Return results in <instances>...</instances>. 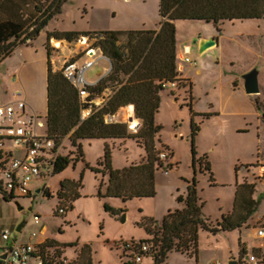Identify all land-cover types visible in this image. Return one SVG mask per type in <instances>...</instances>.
<instances>
[{"label":"rangeland","instance_id":"1","mask_svg":"<svg viewBox=\"0 0 264 264\" xmlns=\"http://www.w3.org/2000/svg\"><path fill=\"white\" fill-rule=\"evenodd\" d=\"M159 3L160 0H64L60 11L48 20L34 45L39 49L46 31H127L139 29L142 22L155 25L160 20ZM176 22L180 31L179 39H186L190 45L189 61L178 58V64L182 66L180 72L194 81V109L197 112L216 110L219 114L209 118L195 115L188 104L190 90L184 81V85L169 86L161 92V105L155 117L156 123L161 125L156 136V147L165 151L166 158L155 172L156 196L125 201L120 197L103 196L108 175L96 173L92 169L99 166L98 161L104 154L106 144L112 149L114 169L140 162L145 158L146 151L136 139H83L81 143L84 159L75 161L77 151L68 136H65L61 140L62 148L59 153L68 156L70 161L64 170L53 174L48 180L47 188L51 191L49 197L38 196L32 201L24 197L10 200L0 195V235L8 229L12 239H18L20 234L16 227L24 221L21 240L37 241L47 238L50 245L58 248L65 263L85 264L84 258L88 256L93 264H120L118 244L121 241L149 239L151 235L147 229L153 226V220L160 223L169 210L184 207V203L178 201V196H186L188 185L193 181L202 201L203 216L213 227L218 226L224 212L232 208L237 180L252 182L260 174L258 167L264 162L257 160L259 155H264V125L259 123L260 115L255 114L253 105L251 107L248 100H240L233 94L230 96L234 98H227L225 91L228 87L225 82H218V66L212 65V61L207 64V68L212 69L211 73L202 70L196 73L201 64L204 66L203 60L214 59L216 56L207 52L200 54L194 40L217 33L216 26L205 20ZM218 26H221L222 34L238 41L239 34L264 33V19L235 22L226 20L218 23ZM262 36L252 39L255 49L263 53ZM85 37L88 40V49L76 47L82 36L74 41L59 39L64 43L61 48L54 47L50 39L53 70L60 71L63 57L77 55V51H81L80 55H83L94 48L100 53V48L95 44L96 37ZM124 39L125 36H121L118 44ZM21 55L22 52L17 49L0 62V83H7L8 80L11 82L10 78L14 75L12 70L20 63ZM251 57L247 53L245 58ZM241 59L244 58L238 57L239 61ZM190 60H196L197 66L188 64ZM263 66L264 55L258 68ZM109 68L110 61L100 55L86 71L87 81L96 83ZM33 69L35 70L34 67ZM33 79L38 91L42 80L36 75ZM214 81L216 88L212 85ZM262 87L264 89V83ZM112 93L113 90L108 88L101 95L92 97V101L101 105ZM226 99H229L228 102ZM210 103L214 104L212 108ZM119 113L120 109L115 113L114 120L125 122ZM41 114H44L43 111ZM136 120L140 122L137 117ZM135 122L128 123L129 130L133 133L138 130L134 128ZM242 129L247 131L243 132ZM207 162L210 170L206 169ZM210 172L214 181L210 180ZM66 179L80 183L79 195L71 201L72 208L66 207L70 201L63 199L59 203L58 199L61 182ZM39 184V181L33 182L31 187L34 189ZM260 199L259 212L264 209V194H261ZM105 204L111 210L105 209ZM29 206L33 207L32 211L28 210ZM61 207H66V213L59 212ZM36 217L39 219L37 223ZM44 227L46 232L42 234L40 231ZM245 230L246 228L240 231L237 228L216 231L200 229L197 255L190 256L173 251L163 260L158 256L154 261L148 258L145 264H213L218 261L228 264L229 259L240 258L239 241L241 235H247Z\"/></svg>","mask_w":264,"mask_h":264},{"label":"trees","instance_id":"2","mask_svg":"<svg viewBox=\"0 0 264 264\" xmlns=\"http://www.w3.org/2000/svg\"><path fill=\"white\" fill-rule=\"evenodd\" d=\"M63 1L0 0V62L17 45L34 38L48 20L60 11ZM159 14L158 29L47 32L46 117L48 130L58 143L68 136L77 151L75 161L84 159L81 143L83 139L134 138L146 151L145 158L140 162L114 169L112 149L108 144L105 145L104 154L98 161L99 166L92 168L96 173L108 174L103 196L120 197L125 201L155 197L157 194L155 172L162 166V160L156 147V136L161 125L156 123L155 115L161 105L164 84L176 82L177 85H184L177 68L176 21L205 20L217 27L218 23L226 20L264 19V0H160ZM80 36H95L96 46L111 63L110 71L88 87V100L101 95L108 88L113 90L103 104L92 102L91 113L84 118L81 117V111L89 103L80 100L77 88L63 76L61 70H53L49 44L51 38L74 41ZM121 36H125V39L118 44ZM129 104L133 105L135 116L141 123L136 133L129 131L127 122H107L105 119L106 115H114ZM69 161L68 156L59 155L54 163V174L64 170ZM195 165L194 157V168ZM206 169L210 170L208 162ZM237 170L238 166L235 167L236 172ZM210 174V180L214 181L213 174ZM79 186V182L63 180L58 193L59 203L63 199L70 201L66 207L72 208L71 201L78 197ZM187 190L186 196H178V201L184 203L183 208L169 210L160 223L153 220V226L147 229L151 236L145 241L158 247L157 256L161 260L173 251L197 255L200 229L216 231L240 228L254 213L258 204L253 198V183L243 181L237 184L231 211L224 213L218 226L213 227L202 214V201L195 181L188 185ZM105 209L111 210V207L105 204ZM84 260L88 264L91 262L88 256Z\"/></svg>","mask_w":264,"mask_h":264},{"label":"built area","instance_id":"3","mask_svg":"<svg viewBox=\"0 0 264 264\" xmlns=\"http://www.w3.org/2000/svg\"><path fill=\"white\" fill-rule=\"evenodd\" d=\"M88 51L83 55L77 51V55L63 57L60 68L63 76L77 88L80 100L89 103L81 111L82 118L91 113L93 102V99L88 100V87L93 83L87 81L86 71L98 57L97 54L90 57ZM185 51L189 53L188 48ZM184 60L189 61V58ZM175 85L176 82H167L164 87ZM6 92L9 100L0 103V195L10 200L30 198L33 182L41 180L44 182L42 189L47 187L48 180L54 174V163L61 155L59 151L62 142L58 143L49 132L46 114L34 111L21 89L8 87ZM114 118L115 114L105 117L107 122L116 121ZM159 151V158L165 159V151ZM258 168L260 174L251 183L254 184L255 193L264 194V164ZM59 212L63 214L66 209L60 208ZM259 213L246 226L254 228L255 232L241 238V253L237 264H264V210ZM37 222L39 219L36 217ZM118 248L121 264H145L148 258L154 261L158 253V247L145 240L121 241ZM7 251L6 258L0 257V264H68L61 259L56 246L44 241L12 239L8 229L0 235V255ZM213 264L222 263L218 261Z\"/></svg>","mask_w":264,"mask_h":264},{"label":"crops","instance_id":"4","mask_svg":"<svg viewBox=\"0 0 264 264\" xmlns=\"http://www.w3.org/2000/svg\"><path fill=\"white\" fill-rule=\"evenodd\" d=\"M235 21H237V20H235ZM235 21H233V22H235ZM159 22H160V20H159ZM159 22L155 25H149L145 22H142L139 29H142V28L158 29L160 27ZM143 23H145V24H143ZM44 27L30 41L20 43L14 49V51L18 49L22 52L21 60H20V63H18V65L15 68H13V70H12V74H14V75L11 77L12 79L10 78L11 82H9V80H8L7 83H4V84L0 83V103L6 102L7 100H9V97L7 95L6 90L8 87H11L10 84H12V85H14L13 88H18V89L22 90L24 98L26 99L27 103L30 105V107L34 111L39 112V113H41L43 111L44 114H47V66H48L47 65V60H48L47 48H46L47 31L44 32L45 33V39H43L42 45L39 47V49L36 47V45H34V44H36L37 37L44 30ZM176 27H177V33H176L177 68H178V71L180 73L179 74L180 78L185 83L188 84V87L190 90V93H189L190 94V101H191L190 104L192 106V109L194 110L195 115H203L206 118L212 117L214 115H218L219 112L216 110L197 112L194 109V98H195L194 97V85H193L194 81H192V79L189 78L186 74H183L182 72H180V69H182V66L180 64H178V58H179V60H184L186 57L189 58L188 54H190V45L185 41L186 39H182V40L179 39L178 34L180 33V31L178 29L177 24H176ZM218 27H219V30H218ZM218 27H216L217 33L212 32L213 35H205L206 37H215L217 39V44L205 51V52H207V54L214 53L213 56L214 57L216 56V57L214 59H210V60H207V59L203 60L202 63H204V66L201 64V68H197L196 73H200L201 70L211 73L212 69L207 68V64L209 65L210 61H212V63H213L212 65L218 66V70L216 71V74L219 77L218 82H225L227 87H228V88H226V91H225L227 94V98H234V97L236 98L237 97L240 100H242V99L248 100L251 107L253 105L252 109L255 110V114L260 115L258 117L259 123L264 125V89L262 87V85L264 83V66L261 67V69L259 68L260 72H259V76H258V81H259V92L258 93L247 94L245 92V89H244V80L242 79V75L244 73L248 72L249 70H251L255 66L259 65L260 59L264 55V48H263V53L261 51H257L255 49V47L253 46L254 40L252 39L255 37H259L260 35H263L262 37H263V43H264V33H262V34L251 33V34H245V35L239 34L240 41H238L236 39H229L228 36H225L224 34H222L221 26H218ZM206 33H211V32L206 31ZM52 39H55V38H51V40ZM263 46H264V44H263ZM187 48L189 49V53H186V51H185ZM99 51H100V53H99L98 57H100V55L104 56L102 54V51L101 50H99ZM13 52L9 56H11L13 54ZM247 53L252 57L251 58H245ZM240 56L242 58H244V59H241V61L238 60V57H240ZM7 57H5V58H7ZM188 64H190L194 67L197 66L196 60H192ZM33 67L35 68V70L33 69ZM109 71H110V68L107 70V72L104 75H106ZM35 75H36V77L39 76L40 79L42 80V84H40L38 91H37L35 80L33 79ZM13 78H15V81H12ZM3 85H4V87H3ZM212 85H213V88H216L217 87L216 81H214ZM165 89H168V88H165ZM230 94H233L234 97H231ZM228 100L229 99H226L227 102H228ZM210 106L212 108L214 106V104L210 103ZM155 117H156V115H155ZM155 120H156V118H155ZM125 122H127V121H125ZM127 123H129V122H127ZM242 131L246 132L247 130L242 129ZM101 139H103V138H101ZM108 139H114V138H108ZM124 139H126V138H124ZM124 139H118V140H124ZM259 157L260 158L257 161L264 162V155H259ZM237 172H238V170H237ZM237 172L235 171V174H237ZM37 181L41 182V184H39L38 186H36L33 189L32 196H31V197H33V199L31 197L29 198L32 201L35 200L38 196H40V197L46 196V192L48 190V188H47L49 186L48 183H47V187H46L47 190L45 192L46 188L44 190L42 189L44 182L41 180H37ZM241 182L242 181L237 180L236 185L240 184ZM37 190H40V191L37 192ZM235 190H236V186H235ZM50 195H51V191H50ZM259 196L261 197V194L255 193V191H254L253 198L258 202L256 210L254 211V213L250 216V218L247 220V222L242 227L237 228L239 231L242 228H246L245 231H246L247 235L245 237H243L241 235V238H246L255 232L254 228L246 227V225H249L252 222V218L257 213H259L258 208L260 206L259 203L261 202V199ZM232 206H233V204H232ZM231 209L227 210V212H224V213H229L231 211ZM262 211H260V212H262ZM21 231L18 232V234H20V237H19L20 239H21V235H22ZM45 232H46V228L44 227L40 231V233L44 234ZM37 241H44V243L49 244V242H47V238H45V237L42 239H38ZM233 259H236V258H233ZM74 264H76V263H74ZM85 264H88V262H85ZM90 264H93V263L90 262ZM120 264H121V258H120Z\"/></svg>","mask_w":264,"mask_h":264},{"label":"water","instance_id":"5","mask_svg":"<svg viewBox=\"0 0 264 264\" xmlns=\"http://www.w3.org/2000/svg\"><path fill=\"white\" fill-rule=\"evenodd\" d=\"M82 37H85V36H82ZM194 42L198 45V52L200 54H202L203 52H205L209 48L215 46L217 44V39L215 37H197L194 40ZM259 72H260V70H259L258 66H255L254 68H252L251 70H249L248 72H246L242 75V79L244 80V89H245V92L247 94H256L259 92V81H258ZM135 123L136 124L134 125V128L138 129L140 127L141 123L138 120H136ZM39 191L40 190H37V192H39ZM46 196L47 197L50 196V188H48V190L46 192ZM32 209H33V207L29 206L28 210L32 211ZM19 210H21V207H19ZM23 225H24V221L20 222L16 227V231L20 232L23 228ZM7 254H8V251L5 252L4 254H1L0 257L6 258ZM237 262L238 261L236 259H229L228 264H237Z\"/></svg>","mask_w":264,"mask_h":264},{"label":"bare ground","instance_id":"6","mask_svg":"<svg viewBox=\"0 0 264 264\" xmlns=\"http://www.w3.org/2000/svg\"><path fill=\"white\" fill-rule=\"evenodd\" d=\"M52 43H53L54 47H57V48H61L63 46V44H64L63 41L59 40V39H52ZM76 47L77 48H80V47L86 48L87 47L86 49H88L89 47H88L87 38L86 37H82L79 40V42L77 43ZM96 54H97V56L99 55L98 51L96 49H94V48L87 52V55H89L90 57L94 56ZM97 59H98V57H97ZM119 115L122 117L123 121H127V122H130V123H133L136 120L135 113H134V107H133L132 104H129L127 106H124V107L120 108ZM115 117H116V115H115Z\"/></svg>","mask_w":264,"mask_h":264}]
</instances>
